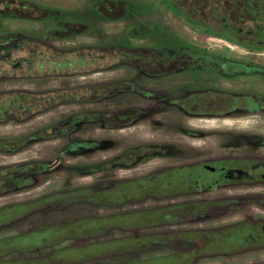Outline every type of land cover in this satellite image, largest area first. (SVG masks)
Returning <instances> with one entry per match:
<instances>
[{
    "label": "flooded vegetation",
    "instance_id": "flooded-vegetation-1",
    "mask_svg": "<svg viewBox=\"0 0 264 264\" xmlns=\"http://www.w3.org/2000/svg\"><path fill=\"white\" fill-rule=\"evenodd\" d=\"M18 1L22 10H6L0 23L43 24L44 34L16 28L0 37L33 38L31 54L48 42L100 49L102 59L100 71L85 76L52 70L31 80L128 73L30 91L51 92L55 102L47 111L37 105L33 116L13 120L2 108L0 126L80 110L0 137V157L11 159L0 163V264H264V62L213 54L175 36L160 15L129 19V0H91L93 24L72 21L74 10ZM163 1L168 14L197 27ZM156 17L174 39L154 43ZM122 23L120 34L104 36ZM79 38L100 43L55 44ZM228 42L264 52V44ZM82 86L90 87L84 103L60 99ZM143 124L157 136L110 134ZM47 143L57 144L51 156L12 159Z\"/></svg>",
    "mask_w": 264,
    "mask_h": 264
},
{
    "label": "trees",
    "instance_id": "trees-1",
    "mask_svg": "<svg viewBox=\"0 0 264 264\" xmlns=\"http://www.w3.org/2000/svg\"><path fill=\"white\" fill-rule=\"evenodd\" d=\"M166 1L169 7L186 16L190 24L203 29L209 35L238 44L247 42L255 46L264 44V0ZM126 4L124 3V6ZM0 9H4V12H0L2 17L9 9L15 13L20 12L22 6L18 0H0ZM61 17L67 20V15L61 13ZM12 37L13 35L9 38L0 37V83L9 80H31L43 73L53 72L52 70L85 76L100 71L102 66L100 49H58L51 47L48 42H43L31 54L25 49L31 47L29 45L26 47V42L31 44L35 42L33 38ZM14 40L19 43L15 44ZM89 89V86L77 87L60 94V99L64 101L67 98L71 102L84 103L89 95ZM50 93L40 95L22 90L0 93V111L6 107L11 111L13 120L23 113L29 116L35 115L34 110L37 105H42L44 111H47L45 106L52 107L55 104L54 97Z\"/></svg>",
    "mask_w": 264,
    "mask_h": 264
},
{
    "label": "rangeland",
    "instance_id": "rangeland-1",
    "mask_svg": "<svg viewBox=\"0 0 264 264\" xmlns=\"http://www.w3.org/2000/svg\"><path fill=\"white\" fill-rule=\"evenodd\" d=\"M42 1L44 3H49L50 5H47L48 7H55V8H64L69 10L76 11L75 15L71 17L72 21H89L91 24H93V15L95 17V14L93 12V6L91 0H37ZM130 1V11L128 18H142L143 16H152L155 15L158 17L160 15L163 19H165V22L170 24L175 29V33H173L175 36H180L190 42L196 43L198 46H202L207 51L212 52L213 54H226L227 56H230L233 59L236 60H248L252 59L258 62H264V52H257L253 50H249L246 47H241L239 45H235L233 43H230L222 38H218L212 35H208L202 31H200L197 27H193L189 24H186L185 22H182L180 19L174 18L170 13L168 14V11L164 5L163 0H129ZM132 2V3H131ZM62 6V7H60ZM158 24L155 25V35L154 37H151L152 40L155 42H165L166 40L174 39L175 36L172 35L169 32H166L164 29V22L159 19ZM142 21H139V23ZM86 23V22H85ZM88 23V24H90ZM127 24H120L116 26H107L104 28L103 33L104 36H112L115 34H120V31H123L124 28H126ZM32 28H28V27ZM24 25L23 23L16 22V21H6L0 23V33L8 31V30H14L16 28L20 29H33V31L37 32L39 35H43L44 31V25L43 24H37L36 26H29ZM123 27V28H121ZM30 31V30H29ZM178 34V35H177ZM150 39V38H149ZM97 41V42H96ZM96 42V44H99L100 42L97 39H88V38H79L74 40H65V41H56V46L59 47H71V46H77V45H85V44H91ZM111 42H114V44H117L118 42L111 40ZM110 42V43H111ZM128 71H114L109 73H100L95 74L89 77H75V78H52V79H44V80H9L5 82L0 83V92H9L12 90H28V91H41V90H49V89H57V88H64V87H74L78 85L88 84V83H95V82H101V81H107V80H115L120 79L121 77L126 76ZM80 107L77 106H66L62 107L56 111H53L49 114H46L44 116L38 117L34 119L33 121L22 124V125H16V124H10L7 126H0V137H8V136H18L25 133H28L32 130H35L43 125H47L50 122L67 115L72 112L79 111ZM115 138H120V136H124L125 140H140V141H147L152 139L153 137H156L157 134H153L149 128V125L143 124L139 126L138 128H133L131 130H126L124 134H118V133H110ZM97 135H102L101 132H98ZM56 143H47V144H40L35 147H33L27 154H22L19 156H16L12 158L14 161H22L26 159H32V158H43L51 156L54 149L56 148ZM100 157H94V159H97ZM9 158L6 157H0V163H8ZM79 183H82L79 181ZM57 183H54L52 181L50 185H48L47 190H49L51 187H54V185ZM44 190V189H40ZM40 191L34 192L31 196H35L39 194ZM17 246H22L23 243L16 242L14 243ZM220 264H223V262H220ZM243 264V263H242Z\"/></svg>",
    "mask_w": 264,
    "mask_h": 264
}]
</instances>
